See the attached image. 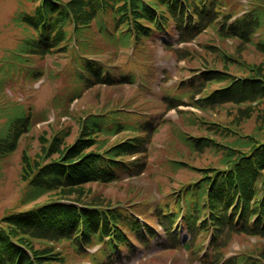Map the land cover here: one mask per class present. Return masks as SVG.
I'll return each instance as SVG.
<instances>
[{"label":"rangeland","instance_id":"374dc122","mask_svg":"<svg viewBox=\"0 0 264 264\" xmlns=\"http://www.w3.org/2000/svg\"><path fill=\"white\" fill-rule=\"evenodd\" d=\"M216 1L212 11L220 18L196 37L189 39L196 32L189 35V30L179 31L170 18L167 32H153L149 38L139 40L136 31L130 37L121 35L126 26L117 23L115 12L94 16L86 6L89 0H60L71 18L67 27L69 39L54 49H48L46 43L35 49L32 40L49 39L46 31H34L29 24L33 20L31 15L40 11L37 8L41 2L0 0V136L10 137L9 150L6 143L0 144V224L9 233L17 231L6 220L13 213L79 196L81 208L92 204L101 215L114 216L132 241L131 250L115 249L113 260L106 262V255L99 252L100 243L84 250L70 239L60 241L57 231L64 225L51 221L49 233L54 238L29 242L28 251L43 255L49 247L51 255L60 254L65 264H95L90 255L105 264H264V233L253 237L250 231H227L212 242V231L193 234L181 217L191 210L187 202L189 193H182L189 185L224 168L229 156L241 157L240 162L251 157L264 142V93L259 87L255 86L258 94L253 100L241 104L210 108L205 102L198 103L200 98L233 80L259 81L264 86V20L263 25L257 26L252 16L264 0ZM128 13L134 19L132 8ZM22 15H29L24 22ZM243 17L248 19L236 33L219 28L221 23L230 24ZM78 26L82 29L78 30ZM86 59L103 69L102 78L110 76L115 82L108 85L98 84L95 79L90 81ZM205 69L220 70L224 76L217 74L216 81L206 83L202 76ZM91 115H104L108 125L128 126L123 132L90 136L100 144L110 148L133 138L139 147L136 154L130 152L119 158L124 167L118 170L117 180L84 184L81 193H60L54 189V181H42L44 174L40 168L60 159L62 150L84 135V120ZM16 119L26 121L17 123ZM16 123L17 133L12 135L10 130L16 128ZM63 135L64 139L56 142V137ZM197 141L198 148L189 144ZM250 142H255L251 149ZM226 146L237 151L231 152ZM93 149L97 150L90 147L82 155ZM140 162L146 166L135 175ZM125 163H135L136 167L130 171ZM243 172L246 176L251 174L247 169ZM31 178L51 182L48 186L52 191L24 204ZM246 180L248 188L256 179ZM198 208L205 219L208 205L201 202ZM164 213H173V226L183 228L179 230L180 239L183 245L189 241L187 251L174 249V243L163 244L156 233L145 246L139 244L131 220L138 216L141 225L147 222L165 236L160 224L167 228L170 217L163 216ZM226 219L230 220L229 216ZM225 256H236V261H225ZM63 260L53 259L50 264H62Z\"/></svg>","mask_w":264,"mask_h":264},{"label":"trees","instance_id":"16d2710c","mask_svg":"<svg viewBox=\"0 0 264 264\" xmlns=\"http://www.w3.org/2000/svg\"><path fill=\"white\" fill-rule=\"evenodd\" d=\"M38 1L41 2V5L37 8L40 11L31 15L33 16L31 18L33 19L31 20L32 23L27 22L32 26L31 28L34 31H46L49 39L32 40L33 44L31 46L37 49L40 47V44L42 46V44L45 45L46 43L45 46L48 45V49H54V47L69 39L67 27L71 25V18L68 8L63 7L60 0ZM216 2V0H212V2H208L207 0H89L86 6L91 8L94 16H99L100 13L105 14L108 11L115 12L117 23L126 26L125 29L121 30V35H128L130 37V33L136 31L139 40L145 37L149 38L153 32H167L169 19L172 18L178 25L179 31L180 28L184 29V31L189 30V35L194 31L196 32L192 37H188L190 39L196 37L198 32L200 33L207 29L211 22L213 24L220 18L215 17L216 13L212 11V9H216L213 7ZM129 7L132 8L134 19L129 16ZM260 8L263 11H259ZM27 16L29 15L21 16L23 22L27 19ZM252 16L257 20L259 24L257 26L263 25L264 5H258L254 9ZM78 19L80 20V17ZM247 19V17H243L240 20L236 19L230 24L227 21L225 24L221 23L219 28L223 32L228 31L230 34H233V32H238V29L241 30L239 25H242ZM28 23L26 24L28 25ZM250 24L251 22H248V26ZM77 28L78 30L82 29L79 26ZM106 28L108 27L106 26ZM86 61L85 68L92 76L89 79L90 81L95 79L98 84L105 83L108 85L113 82L107 79L109 76L106 80L102 78L103 69L101 67H96L89 63V59H86ZM89 67L92 69H89ZM217 74L220 77L224 76V73L220 70L212 69H205V73L202 76L206 83H208L216 81L215 76ZM246 80L237 79L233 80V82L230 81V85L214 90L209 96L200 98L198 103L205 102L210 108L225 104H241L245 101L253 100V97L258 94V89L255 86L259 87L264 93V86L261 82ZM204 92H209V90L205 89ZM24 119H16V122L26 121ZM102 121L105 122L108 119L104 115H91V117L85 119L82 126L84 135L79 137L74 145L69 146L70 148L63 149L60 159L50 161L40 168L42 174H44L42 181L49 178L50 181H54L57 184L55 187L52 185L55 190L70 195L77 192L81 193L85 186L84 184H89L90 182L108 183L117 180L119 178L118 170L124 167L123 162L119 158L130 152H137L136 149L139 147V144L138 142L136 143L137 139L133 138L132 141L125 144L119 143L110 148H107L105 144H100L99 141L90 136L99 134V132L106 134L115 133L116 131L123 132L128 128L127 125H121V123L106 124L105 126ZM17 123L14 130L11 128L10 134L12 132L13 134L17 133L15 131L18 128ZM64 136L62 138L61 136L56 137V142L62 141ZM189 139L192 138L189 137ZM4 143H6L7 150H9V134L0 136V144ZM189 144L198 148L200 141L194 144L189 142ZM248 144L251 149L255 142ZM259 145H261V148H257L255 154L241 162L239 161L241 157H237L236 155L229 156V160L224 163V168L205 175L182 192L189 193L190 195L187 202L191 210H188L183 218L187 221L189 225L188 229H192L193 234L196 231H212V242L227 231L237 234H246L250 231L254 235L253 237L263 235L264 142ZM90 147H95L97 150H89L88 154L82 155ZM228 149L231 152L237 151L234 147H228ZM250 158L251 160L247 162L246 160ZM140 163V166L134 173L135 175H138L146 166L145 162ZM135 167V163L129 165L125 163V168L130 171L135 169ZM46 169L47 171L44 172ZM243 169L249 170L251 174L246 176ZM41 171H38V173ZM246 178H255L256 180L247 188L249 181ZM50 184L51 182L43 183L34 178L28 180L23 203L37 201L44 195L49 194L52 191L51 187L48 186ZM255 185L257 186L255 187ZM75 198L47 202L42 206L28 211L13 213L7 217V223L12 226L15 225L17 231L14 230V232L9 233L8 229L0 224V264H50V261L53 259L60 258V260H63L60 254L54 257L56 255L54 252L51 255V248L49 247L45 248L44 252L46 251V254L43 255H39L37 251H33L32 253L27 249L29 242L50 241V239L54 238V235H50L49 233L51 221L54 223L58 221L61 225H64L61 230L57 231L60 241L70 239L75 242L78 246L77 248L82 247L84 250L93 243H100L101 249L99 252L102 255H106V262L112 261L114 255H116L114 250H121L123 246H128L130 236L123 230L122 225H119L114 216L110 218L107 215L106 217L101 215V212L96 208L97 206L94 207L92 204H87L86 208H81L79 201H77L80 197L76 196ZM201 202H203V206L208 205L209 208L208 213H205L207 215L205 219L201 214L202 211H199L198 208ZM91 207H94V210ZM170 215V218L167 219L169 223L166 222L168 230L173 227L175 221L173 214ZM163 216H167V214L164 213ZM227 216H229L230 220L226 219ZM131 223L135 232L141 235L140 225L137 220L133 218ZM139 235L138 239L141 238ZM226 236L227 234L223 236L224 239ZM24 241L27 242L24 243ZM185 248L189 249L190 245H186ZM90 257L95 264L106 263L98 261L92 255ZM62 264H65V261Z\"/></svg>","mask_w":264,"mask_h":264}]
</instances>
